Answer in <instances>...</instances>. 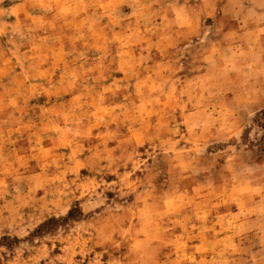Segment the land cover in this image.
<instances>
[{
	"label": "rangeland",
	"instance_id": "374dc122",
	"mask_svg": "<svg viewBox=\"0 0 264 264\" xmlns=\"http://www.w3.org/2000/svg\"><path fill=\"white\" fill-rule=\"evenodd\" d=\"M0 264H264V0H0Z\"/></svg>",
	"mask_w": 264,
	"mask_h": 264
}]
</instances>
